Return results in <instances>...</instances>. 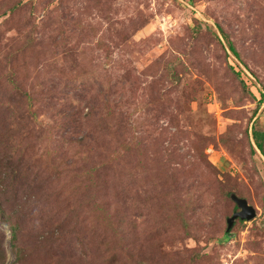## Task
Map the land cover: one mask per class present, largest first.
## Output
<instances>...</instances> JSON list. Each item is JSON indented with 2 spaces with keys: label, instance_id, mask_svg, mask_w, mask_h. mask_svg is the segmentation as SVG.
Masks as SVG:
<instances>
[{
  "label": "rangeland",
  "instance_id": "1",
  "mask_svg": "<svg viewBox=\"0 0 264 264\" xmlns=\"http://www.w3.org/2000/svg\"><path fill=\"white\" fill-rule=\"evenodd\" d=\"M253 128L264 0H0V264H264Z\"/></svg>",
  "mask_w": 264,
  "mask_h": 264
},
{
  "label": "water",
  "instance_id": "2",
  "mask_svg": "<svg viewBox=\"0 0 264 264\" xmlns=\"http://www.w3.org/2000/svg\"><path fill=\"white\" fill-rule=\"evenodd\" d=\"M229 197L234 201L237 209L226 218L225 232L229 231L235 219L250 220L255 216L254 207L250 205L244 197L237 196L234 193H231Z\"/></svg>",
  "mask_w": 264,
  "mask_h": 264
},
{
  "label": "trees",
  "instance_id": "3",
  "mask_svg": "<svg viewBox=\"0 0 264 264\" xmlns=\"http://www.w3.org/2000/svg\"><path fill=\"white\" fill-rule=\"evenodd\" d=\"M226 47L230 50V52H232V54L235 56V57H237V52L235 51V49H234V47L229 43V42H227V44H226ZM238 72V71H237ZM258 104H261L260 102L258 103ZM255 112V111H254ZM256 119V118H255ZM251 136H252V140H253V143H254V145L256 146V148L259 150V151H261V152H263V145H262V142H263V138H264V131H261V130H256V129H252V131H251ZM231 193H233V192H228L227 193V195H228V197H229V195L231 194ZM235 194V193H234ZM230 198V197H229ZM246 199V198H245ZM230 200H232L231 198H230ZM233 201V200H232ZM233 203H234V201H233ZM233 209H237V207H236V204L234 203L233 204ZM235 220H240V219H235ZM234 220V221H235ZM241 221H243V220H241ZM233 224H234V222H233ZM233 226V225H232ZM13 225H10V228H11V230H13ZM230 230V229H229ZM229 231H227V232H225L226 233V235L227 236H229L230 235V233H228ZM0 256H1V251H0Z\"/></svg>",
  "mask_w": 264,
  "mask_h": 264
}]
</instances>
